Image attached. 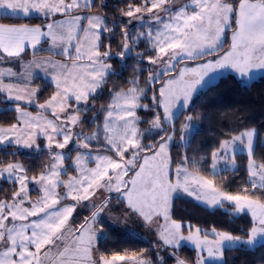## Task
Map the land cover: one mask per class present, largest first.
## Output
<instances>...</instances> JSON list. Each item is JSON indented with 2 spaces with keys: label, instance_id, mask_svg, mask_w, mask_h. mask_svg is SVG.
<instances>
[{
  "label": "snow or ice",
  "instance_id": "6c2138e0",
  "mask_svg": "<svg viewBox=\"0 0 264 264\" xmlns=\"http://www.w3.org/2000/svg\"><path fill=\"white\" fill-rule=\"evenodd\" d=\"M105 7L0 0V18L28 21L0 22V114L14 113L0 123V181L15 186L0 199V264H227L226 251L264 242V137L237 126L199 155L192 143L213 114L192 101L225 72L244 87L264 77V0H127L111 20L93 11ZM129 58L135 75L97 108L121 74L112 62L124 69ZM22 149L46 153L48 163L30 175L14 159ZM185 197L233 219L250 216V226L174 219ZM133 224L154 232L149 247L120 246ZM185 245L194 261L180 257Z\"/></svg>",
  "mask_w": 264,
  "mask_h": 264
},
{
  "label": "trees",
  "instance_id": "16d2710c",
  "mask_svg": "<svg viewBox=\"0 0 264 264\" xmlns=\"http://www.w3.org/2000/svg\"><path fill=\"white\" fill-rule=\"evenodd\" d=\"M106 7L103 9L94 8V12L103 11L105 15L112 18L119 17L118 8H123L127 0H104ZM99 4L100 0H96ZM0 21H11L6 18H0ZM15 21V20H12ZM28 22V21H27ZM31 22H39L32 20ZM119 36L113 39L112 48L117 49L119 44ZM108 43V41H105ZM113 67L119 72L117 63L113 62ZM122 73V72H120ZM116 83L111 81L105 86L104 93L96 100L105 104L108 99V89L117 86L118 88L126 85L127 76L121 75L114 77ZM42 84L43 80L37 81ZM51 89H48L43 96H47ZM109 100V99H108ZM192 106L197 112L210 110L213 114L211 120H205L201 123V131L195 137L192 143V149L201 148L199 155H203L205 151L211 150L218 146L219 140L224 138L222 133L229 129H235L239 126L242 130L244 127H255L260 132V136H264V77L254 79L250 87L241 85L240 80L234 75L226 74L221 76L216 82L209 84L206 88L193 97ZM100 107V105H99ZM34 110L33 108H30ZM14 113L9 111L7 114H0V123L6 125L7 121L12 120ZM183 117H181V120ZM143 127V126H142ZM12 149L9 148L8 151ZM185 151L182 148L173 149V153ZM189 154H193L191 149ZM258 151L261 149L258 146ZM22 152V151H21ZM4 153L0 150V159H3ZM26 167L32 169L31 174L38 173L44 164L48 163L46 153L22 152L21 155L15 157ZM239 182V177H237ZM14 185L10 182L0 181V199L10 198ZM36 192H32L35 195ZM174 219L184 218L185 222L192 223L202 229L212 227L214 224L219 226L225 223L229 228H247L250 226V216L242 218H231L223 215L221 211L213 212L205 210L203 207L197 206V203L189 198L178 199L174 202ZM236 234H240L237 232ZM122 247L141 249L149 247L148 241L133 236L130 233H124L120 237ZM195 250L185 245L180 251V257L190 262L195 260ZM224 260L227 264H264V242L257 244L253 248H241L232 251H226ZM174 264V261H169Z\"/></svg>",
  "mask_w": 264,
  "mask_h": 264
},
{
  "label": "rangeland",
  "instance_id": "374dc122",
  "mask_svg": "<svg viewBox=\"0 0 264 264\" xmlns=\"http://www.w3.org/2000/svg\"><path fill=\"white\" fill-rule=\"evenodd\" d=\"M230 35H231V33L229 32V33H228V36L230 37ZM229 42H230V41H229ZM119 43H120V41H119ZM226 48H227V44L225 45V49H226ZM118 50H119V49L117 48V49H115V50H113V51H118ZM113 62H115V64L117 63V67H118L119 72H122L119 76H121V75L127 76L128 80H130V79L135 75V69H136L137 65H136V61H135L134 58H129V59L126 61V63H127V67L124 68V69H121L118 60H114ZM113 62H112V63H113ZM113 65H114V63H113ZM223 74H224V73H223ZM227 74L234 75L236 78H238L237 75L231 73L230 71H229V73H227ZM224 75H226V74H224ZM146 76H147V72L144 73V78H146ZM221 76H223V75H218V76H216V77L214 78L213 81H211L210 83L206 84L202 89H200V91H199L197 94H199L200 92H202V91L206 88V86H208L209 84H212V83L216 82ZM256 78H259V76L255 77L254 79H256ZM238 79H239V78H238ZM141 83L143 84V78L141 79ZM126 86H127V84H126L125 86H123V87H126ZM113 88H118V87H117V86H114ZM197 94H195L194 96H196ZM108 99H109V97H108ZM108 99L106 100L105 103L108 102ZM95 103H96V107H97V108H99V105L103 104V103L100 102V101H97V102H95ZM0 107L3 108L4 105H0ZM30 110H32V109H30ZM32 111H35V109L32 110ZM83 130H84L86 133H91V132L94 130V128H93V126H91V125H89V124H85L84 127H83ZM263 137H264V136H263ZM21 151H22V152H28L29 150H27V149H22ZM29 152H30V151H29ZM75 154H76V153L73 152V153H72V156L74 157ZM70 174L74 175L75 173L72 172V173H70ZM64 178L67 179V177H64ZM37 195H38V193L36 192L35 195H32V198H33V199H36V198H37ZM186 198H188V197H186ZM189 199H191V198H189ZM88 211H89V210H88L87 208L78 209V212L80 213L81 218H82L83 215H87V214H88ZM130 227H131L132 231L127 232V233H130V234L133 235V236H136V237H139V238L142 237V239H144V240H146V241H154L155 238H156L154 232H150L147 228L143 227L141 224H133V225H131ZM185 234H187V233H185ZM262 243H263V242H262ZM258 244H260V243H258ZM187 246L192 247L191 245H187ZM192 248H193V247H192Z\"/></svg>",
  "mask_w": 264,
  "mask_h": 264
},
{
  "label": "crops",
  "instance_id": "0c3cea01",
  "mask_svg": "<svg viewBox=\"0 0 264 264\" xmlns=\"http://www.w3.org/2000/svg\"><path fill=\"white\" fill-rule=\"evenodd\" d=\"M0 22H20V23H24V22H27V21H25V20H20V21H0ZM31 23H39V22H31ZM42 55H47V54H42ZM32 58V55H31V50L29 49L28 50V53H27V57H26V59H31ZM57 59H59V57H57ZM227 73H229V72H225L224 74H227ZM224 74H222V75H224ZM1 108V107H0ZM30 110V109H29ZM30 111H32V110H30ZM34 112V111H33Z\"/></svg>",
  "mask_w": 264,
  "mask_h": 264
}]
</instances>
